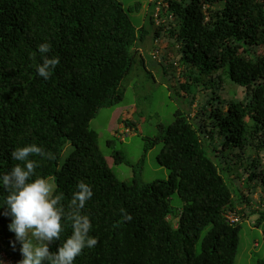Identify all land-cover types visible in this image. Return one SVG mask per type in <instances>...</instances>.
Wrapping results in <instances>:
<instances>
[{"label": "trees", "instance_id": "16d2710c", "mask_svg": "<svg viewBox=\"0 0 264 264\" xmlns=\"http://www.w3.org/2000/svg\"><path fill=\"white\" fill-rule=\"evenodd\" d=\"M151 3L156 36L163 34L169 48L178 47L165 56L173 69L174 61L187 65L178 86L184 94L195 103L199 95L229 85L241 87L244 96L235 89L236 98L219 97L211 110L206 104L203 120L175 111L169 125L160 124L157 135L145 137L133 179L121 180L89 125L101 108L123 99L120 84L138 56L146 67L141 49L148 25L137 28L120 0H0V176L19 163L13 150L34 143L55 155L29 159L38 162L37 176L55 177V194L63 196L66 210L78 182L91 186L93 196L82 214L89 216V235L98 243L86 247L74 264H234L246 218L239 205L253 201L245 190L264 187V0ZM42 43L51 44L45 55L60 60L47 80L36 67L43 62ZM256 47L262 50L253 52ZM218 135L222 151L230 155L215 160L210 151H218ZM157 143H163L157 160L170 175L145 182L141 169ZM247 148L256 154H246ZM114 155L126 161L121 151ZM175 192L183 201L179 213L171 205ZM7 195L0 183V261L4 252L18 264L21 245L9 230L11 217L4 215ZM121 209L131 214L130 222ZM228 212L242 220L231 222ZM254 212L260 226L264 207ZM171 218H178L177 226ZM62 226L50 251L72 233L70 221L62 220Z\"/></svg>", "mask_w": 264, "mask_h": 264}, {"label": "rangeland", "instance_id": "374dc122", "mask_svg": "<svg viewBox=\"0 0 264 264\" xmlns=\"http://www.w3.org/2000/svg\"><path fill=\"white\" fill-rule=\"evenodd\" d=\"M120 1L130 11L137 28L143 25L149 27L150 33L141 51L146 61L144 64L150 71H147L146 67L141 64L139 61L141 57L138 56L139 60L135 62L130 73L124 77L120 84L119 92L123 99L114 105L101 108L96 117L90 122L89 127L98 132L99 147L110 167L121 180L131 181L135 174L134 167L137 166L144 152L145 137L152 138L157 135L160 124L169 125L174 119L175 111L181 109L184 112H192V114L197 115V120H203L205 114L203 107L206 104L208 110H211L214 105L218 104L219 97L221 99H224V97L233 99L237 95L243 97L244 91L241 87L235 88L229 85L223 90L215 87L216 83H214L215 92L212 90L210 94L206 92L205 95H199L193 103V97L185 95L183 89L178 87L179 81L182 78L184 79L183 69H186V63L174 61L173 69L171 58L165 56L168 53L177 52L178 47L171 45L169 48L170 41L163 34L156 36L158 26L151 25L149 21V14L155 8V5L151 3L153 0ZM162 19L163 16L158 19L159 22ZM154 40H157L160 46L154 43ZM157 48H159L160 53L158 58L154 59L152 53ZM253 50V52H259L262 47H256ZM253 52L251 54L255 57L256 54ZM198 71L197 69L195 74L201 76ZM235 89L237 95L234 93ZM198 112L199 114H197ZM127 120L132 124L127 125ZM217 139L219 140L218 151H210V155L215 160H218L219 156L230 155L225 154L221 149L223 136L218 135ZM110 140L113 142L109 143ZM162 146L163 143H157L148 151L141 169L143 181L152 182L158 179H168L170 170L162 166L157 160ZM247 149L246 154H256L254 149ZM71 150L72 146L68 145L66 154H70ZM117 150L125 155L126 161H116L114 151ZM260 161L261 166L264 168V150L260 152ZM242 175L246 176L245 169H242ZM47 180L55 190V177L50 176ZM239 180L243 181L242 179ZM245 192L250 194L253 201L250 204L239 205L240 209L245 210L246 218L241 223L240 244L234 264H260V261L264 259V220L260 226H256L259 213L254 212V210L259 206L264 207V187L260 183L254 193H249L247 190ZM171 205L179 213L183 201L178 192L171 196ZM171 219L172 224L177 225L178 218ZM4 259L0 261L1 264H10Z\"/></svg>", "mask_w": 264, "mask_h": 264}, {"label": "clouds", "instance_id": "9594fccd", "mask_svg": "<svg viewBox=\"0 0 264 264\" xmlns=\"http://www.w3.org/2000/svg\"><path fill=\"white\" fill-rule=\"evenodd\" d=\"M154 43L158 44V41L154 40ZM38 49L43 56V62L36 66L37 73L47 80L60 60L58 57L49 58L45 55L51 50L50 43H42ZM159 53V48L153 50L152 57L157 59ZM128 122L126 121L127 125L132 124ZM30 156L55 159L53 153L34 143L17 147L11 152V157L19 163L0 176V183L8 192L3 204L6 206L4 215L11 217L9 230L15 234V240L21 245L19 250L23 258L18 264H74L76 257L86 247L92 248L98 243L96 237L89 235L92 228L89 216L82 214L86 202L93 196V190L86 182H78L77 191L73 193L66 210L61 203L63 196L55 194L46 178L36 175L38 162L29 159ZM34 176L35 179L32 178ZM121 213L124 220L130 222L133 219L124 209H121ZM230 213L232 212L226 214L227 218ZM236 215L240 217V222L241 215ZM62 220L71 222L72 233L57 251H50V244L60 240ZM3 259L10 264H16L4 252L1 260Z\"/></svg>", "mask_w": 264, "mask_h": 264}, {"label": "built area", "instance_id": "2783aa9c", "mask_svg": "<svg viewBox=\"0 0 264 264\" xmlns=\"http://www.w3.org/2000/svg\"><path fill=\"white\" fill-rule=\"evenodd\" d=\"M227 216H228L229 220H231L232 222H238L240 220V217L238 215H236L235 213H230Z\"/></svg>", "mask_w": 264, "mask_h": 264}]
</instances>
